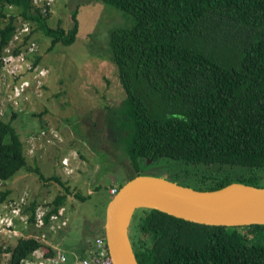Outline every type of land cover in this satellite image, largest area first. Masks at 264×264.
<instances>
[{
    "label": "trees",
    "instance_id": "trees-1",
    "mask_svg": "<svg viewBox=\"0 0 264 264\" xmlns=\"http://www.w3.org/2000/svg\"><path fill=\"white\" fill-rule=\"evenodd\" d=\"M98 1L135 19L133 27L109 31L110 56L124 96L107 118L115 154L130 158L135 176L141 158H168L203 164L202 172L214 185L211 191L233 183L264 188V0ZM13 7L18 14L11 12ZM77 10L75 6L65 30L59 21L56 27L47 23V0H0V56H23L17 72L2 69L1 97L14 113L8 121L0 117V182L28 165L24 140L12 119L28 111L26 100L44 68L36 63L38 56L33 61L27 52L9 45L28 43L34 30L49 38L48 50L57 43L72 44L78 32ZM29 23L35 29L23 31ZM16 34L19 40H13ZM7 46L11 49L4 53ZM31 136L44 138L45 132ZM218 166L246 170L242 177L217 180L222 177ZM40 178L62 185L55 176ZM66 195L52 199L47 216L64 207ZM11 196L9 190L1 193L0 202ZM27 201L25 210L33 221L34 208L42 203ZM137 210L130 224L136 236L130 232V237L139 264H264L263 224L217 226L157 209ZM38 247L45 256L54 255L51 246L36 238L19 237L6 248L11 252L8 263L20 264Z\"/></svg>",
    "mask_w": 264,
    "mask_h": 264
},
{
    "label": "rangeland",
    "instance_id": "rangeland-1",
    "mask_svg": "<svg viewBox=\"0 0 264 264\" xmlns=\"http://www.w3.org/2000/svg\"><path fill=\"white\" fill-rule=\"evenodd\" d=\"M75 6L78 8V32L72 44L57 43L48 50L49 38L34 30V23H29L30 26L25 25L27 31L34 30L30 41L9 45L18 46L19 52H27L33 61L38 56L36 63L44 68L42 77L37 78L31 88L32 96L26 100L28 111L20 112L12 119L24 140L28 165L11 180L0 182V194L9 190L11 199L27 194L30 200L42 203L48 209L52 199L67 194L63 205L69 217L68 224L48 232L50 241L58 245L63 254V260L59 261L58 251L53 258L46 259L39 248L27 256L30 264H33V257H39L45 264H79L77 258L85 251L82 249L87 247V242L103 233L106 207L114 197L110 190L116 189L117 194L119 188L137 174L128 156L120 152L115 154L113 131L107 125L108 116L116 113L115 109L124 99L117 68L110 56L109 31L116 27H133L135 19L130 13L98 0H49L47 23L56 27L59 21L67 30ZM11 12L18 14L15 7ZM3 24L0 19V26ZM32 46L33 51L29 50ZM11 59H15L14 64L7 62L5 68L17 72L18 59ZM4 61L0 56V117L8 121L14 112L1 97ZM38 131H44L45 137H30ZM192 163L195 162L140 159L141 173L192 190L204 188L202 191L211 192L209 188L214 185L207 181L204 165ZM215 168H220L218 174L222 176L217 180L227 176L242 177L246 170L228 166ZM40 174L46 179L55 176L62 185L53 179H41ZM260 186L264 187V174ZM136 212L140 214V210ZM21 226L25 227L24 224ZM129 226L131 235L136 236L135 228ZM17 239V236H0V264H9L11 252L6 248L13 246ZM22 264L27 263L23 261Z\"/></svg>",
    "mask_w": 264,
    "mask_h": 264
},
{
    "label": "water",
    "instance_id": "water-1",
    "mask_svg": "<svg viewBox=\"0 0 264 264\" xmlns=\"http://www.w3.org/2000/svg\"><path fill=\"white\" fill-rule=\"evenodd\" d=\"M168 184L199 195H214L233 184L239 185L233 183L218 191L205 192L185 188L165 181L163 178L150 176V174H139L125 183L109 200L106 207V221L103 223L102 230L106 236L112 264H139L130 237L129 225L134 212L140 208L157 209L180 219L208 225H264V199L245 207L224 209L222 206L227 204L228 200L216 202L198 198H177L159 188ZM247 187L258 192L264 191V188ZM235 201L239 202V198ZM128 212H131L130 220L127 225H122L118 217Z\"/></svg>",
    "mask_w": 264,
    "mask_h": 264
},
{
    "label": "built area",
    "instance_id": "built-area-1",
    "mask_svg": "<svg viewBox=\"0 0 264 264\" xmlns=\"http://www.w3.org/2000/svg\"><path fill=\"white\" fill-rule=\"evenodd\" d=\"M49 4V0H47ZM11 8L12 6H8ZM28 28L24 27L23 31H27ZM20 34H16L13 40H19ZM31 50V48H30ZM23 58V56H21ZM29 66L31 64L29 63ZM43 68L39 69V74H41ZM24 82L23 84H27ZM112 196L116 194V189L110 190ZM28 195L24 194L19 200H8L0 203V235L2 236H13L20 235L21 231L17 227V219L19 218L24 224H29V214L25 211L28 205ZM48 209L42 204H38L34 208L33 212V225L38 228L39 233L33 235L38 239L46 241L47 229L50 231H55L59 229L62 225L66 224L67 218H63L65 208L60 207L56 212H52L47 216ZM47 217V220H46ZM58 251L59 261L63 260V254ZM42 254L44 255L43 251ZM26 258V259H25ZM21 260L26 261L30 264L29 258L25 257ZM53 258V256H46V259ZM78 259L79 264H112V258L109 254L106 236L104 233L95 235L85 249L83 254ZM29 260V261H28ZM33 262V260H32ZM45 263V262H44Z\"/></svg>",
    "mask_w": 264,
    "mask_h": 264
},
{
    "label": "bare ground",
    "instance_id": "bare-ground-1",
    "mask_svg": "<svg viewBox=\"0 0 264 264\" xmlns=\"http://www.w3.org/2000/svg\"><path fill=\"white\" fill-rule=\"evenodd\" d=\"M159 188L163 190V192L171 194L177 198H198V199L212 200L216 202L228 200V203L222 206L224 209L245 207L247 205L254 204L264 199V191L258 192L243 185H232L227 189L214 195H210V194L199 195L196 193H192L189 190L183 189L181 187H176L171 184L160 186ZM237 198H239V202L235 201ZM130 215L131 212H128L118 217L122 225H127V223L130 220Z\"/></svg>",
    "mask_w": 264,
    "mask_h": 264
},
{
    "label": "clouds",
    "instance_id": "clouds-1",
    "mask_svg": "<svg viewBox=\"0 0 264 264\" xmlns=\"http://www.w3.org/2000/svg\"><path fill=\"white\" fill-rule=\"evenodd\" d=\"M9 49H11V48H9L8 46H7V48H6V51H8ZM3 58L5 59V63H4V67H5V64H7V62H11L12 64H14V61H15V59H11V58H14V57H12V56H9V55H7V54H3ZM18 60H19V57L17 58ZM12 60V61H11ZM19 62H20V60L18 61V64H19ZM22 86H25V84H22ZM140 174H141V170H140ZM137 177V176H136ZM112 196V195H111ZM115 196V195H114ZM29 199V198H28ZM8 200H19L18 198L17 199H6V200H4V201H1L0 203H2V202H5V201H8ZM30 200V199H29ZM43 205V204H42ZM26 211V210H25ZM27 212V211H26ZM28 214H29V224H24L19 218L17 219V227L19 228V230L21 231V234L20 235H13V236H7V237H16L17 236V238H19V237H33V238H36L37 240H39V241H41V242H43V243H45V244H47L46 243V241L45 240H41V239H38L37 237H35V236H33V235H35V234H37V233H39V230H38V228L37 227H35L34 225H30V224H33V221H31V215H30V213L29 212H27ZM20 223H22V224H24L25 225V227H22L21 226V224ZM33 234V235H32ZM0 236H2V235H0ZM47 245H49L50 246V244H47ZM41 249V247H38V248H36V249ZM36 249H34L33 251H35ZM42 250V249H41ZM31 252V253H35V252ZM30 253V254H31ZM28 256V255H27ZM26 256V257H27ZM45 256V255H44ZM25 258V257H24ZM44 258H46V256L44 257Z\"/></svg>",
    "mask_w": 264,
    "mask_h": 264
},
{
    "label": "crops",
    "instance_id": "crops-1",
    "mask_svg": "<svg viewBox=\"0 0 264 264\" xmlns=\"http://www.w3.org/2000/svg\"><path fill=\"white\" fill-rule=\"evenodd\" d=\"M14 181V180H13ZM12 197V196H11ZM63 218H67V221H66V224L65 225H62L60 228H62V227H65L67 224H68V220H69V217L67 216V212H66V210H65V212H64V216H63ZM21 225H22V223H21ZM59 228V229H60ZM58 230V229H57ZM47 231V233H46V243L47 244H50V246L53 248V250H54V255H55V252H56V254H57V249H59V247H58V245H56L55 243H52L51 241H50V238L48 237V232H51L49 229H47L46 230ZM62 233V232H61ZM89 242V241H88ZM88 244V243H87ZM58 247V248H57ZM38 249H36L35 251H37ZM35 251H33V252H35ZM53 255V256H54ZM29 256V255H28ZM32 260H33V264H45L44 263V261H42L39 257H33V258H31Z\"/></svg>",
    "mask_w": 264,
    "mask_h": 264
}]
</instances>
